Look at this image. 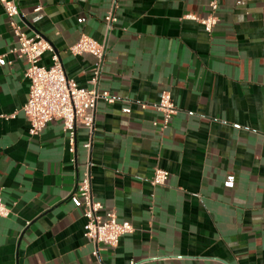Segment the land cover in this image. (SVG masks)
Masks as SVG:
<instances>
[{
    "label": "crops",
    "instance_id": "0c3cea01",
    "mask_svg": "<svg viewBox=\"0 0 264 264\" xmlns=\"http://www.w3.org/2000/svg\"><path fill=\"white\" fill-rule=\"evenodd\" d=\"M210 1L15 0L67 76L112 98L97 101L92 138L78 125L72 153L60 120L30 134L27 62L0 0V115L16 113L0 118V199L11 209L0 264L264 263V0H216L209 33L186 15L209 16ZM83 35L104 45L100 62L69 51ZM165 90L177 112L163 128ZM88 163L103 212L134 227L116 247L84 236L72 202ZM157 168L165 185L152 183Z\"/></svg>",
    "mask_w": 264,
    "mask_h": 264
},
{
    "label": "built area",
    "instance_id": "2783aa9c",
    "mask_svg": "<svg viewBox=\"0 0 264 264\" xmlns=\"http://www.w3.org/2000/svg\"><path fill=\"white\" fill-rule=\"evenodd\" d=\"M9 17V23L13 34L17 39V46L14 49L19 58L27 62L25 76L29 79V95L22 107L24 115L30 123V134L37 135L54 120L62 121L63 130L68 136L69 150L76 152V130L78 125L84 126L92 138L95 129V109L99 98H106L112 101L108 92L100 93L96 89L79 86L78 83L67 76L59 54L54 51L50 42L39 35L28 34L22 22L18 20L21 13L15 0H1ZM211 14L200 18L194 14L186 17L198 21L205 30L212 32L218 23L215 11L218 8L216 0L209 3ZM42 6L36 7L35 11L40 12ZM108 24L116 19L112 12L105 17ZM47 51L52 52V65L47 67L42 64V58ZM74 55L84 53L95 56L100 62L103 59L105 47L102 43L93 38L83 35L77 43L69 48ZM99 71L94 72L91 83L96 84ZM157 110L163 115V128L169 125L177 107L169 91L162 92L157 103ZM16 113L11 115H0V118H15ZM87 141L84 147L90 149L92 140ZM169 171L157 168L154 172L152 183L154 185H165L169 178ZM71 199L75 207L81 208L86 219L84 225V236L91 242L107 247H116L123 235L134 231L129 221H120L115 211L103 212L104 205L96 200L92 191V177L90 163L83 174L82 179L77 183ZM11 209L0 199V216L8 217ZM97 254V251L95 252ZM264 264V263H260Z\"/></svg>",
    "mask_w": 264,
    "mask_h": 264
}]
</instances>
